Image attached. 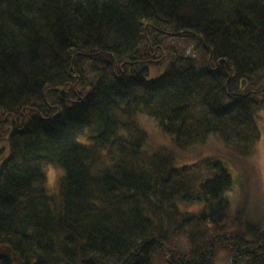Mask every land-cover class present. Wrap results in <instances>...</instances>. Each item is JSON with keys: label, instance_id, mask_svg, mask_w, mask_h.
<instances>
[{"label": "trees", "instance_id": "1", "mask_svg": "<svg viewBox=\"0 0 264 264\" xmlns=\"http://www.w3.org/2000/svg\"><path fill=\"white\" fill-rule=\"evenodd\" d=\"M263 110L264 0H0V264H264Z\"/></svg>", "mask_w": 264, "mask_h": 264}, {"label": "rangeland", "instance_id": "2", "mask_svg": "<svg viewBox=\"0 0 264 264\" xmlns=\"http://www.w3.org/2000/svg\"><path fill=\"white\" fill-rule=\"evenodd\" d=\"M165 70V67L158 69H151V73L149 74V78H153ZM142 122V125L148 131L150 135V143L151 147H167L172 149V138L166 135L160 127L157 126L155 121L150 117H143L139 119ZM257 123L261 132V139L256 146V153L254 154L253 161H251V168L248 171L249 176L246 178L245 175L241 173V177L243 179V183L241 182L239 171L234 170L232 165L228 164V168L231 170L233 179L235 181V187L230 192L229 196L231 199V208L232 211L238 207L245 206L248 210L251 211L252 215H255L252 212L253 209H257L260 207L259 214L256 212L257 219H263L264 212V110L258 113ZM211 138L216 139V137L212 136ZM170 145V146H169ZM174 149V148H173ZM199 149V148H197ZM194 150L192 152H184L181 150H175L178 153V157L180 159V165L190 164L197 160H199V150ZM207 154V153H205ZM46 171L48 174V187L52 193L56 192L55 184L57 180V176L59 172L52 165H48L46 167ZM248 174V173H247ZM199 205H194L191 207L194 211L200 210ZM182 243L185 244L184 240H181ZM217 264H232L229 262L228 253H222L217 261Z\"/></svg>", "mask_w": 264, "mask_h": 264}]
</instances>
